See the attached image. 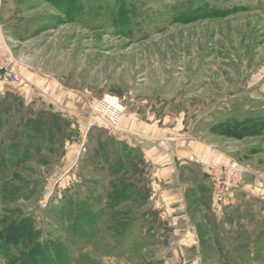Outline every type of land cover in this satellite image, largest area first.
<instances>
[{"label":"rangeland","instance_id":"rangeland-1","mask_svg":"<svg viewBox=\"0 0 264 264\" xmlns=\"http://www.w3.org/2000/svg\"><path fill=\"white\" fill-rule=\"evenodd\" d=\"M0 33L22 80L0 99V264H264V0H0ZM107 95L246 164L243 189L220 211L183 165L186 213L155 205L152 166L93 111Z\"/></svg>","mask_w":264,"mask_h":264},{"label":"crops","instance_id":"crops-1","mask_svg":"<svg viewBox=\"0 0 264 264\" xmlns=\"http://www.w3.org/2000/svg\"><path fill=\"white\" fill-rule=\"evenodd\" d=\"M2 43H4V40L0 36V44ZM8 85L12 86L7 80L0 77V99L9 93ZM47 87L39 91V96L45 99H51V97L54 100L57 99V97H53ZM18 92L26 98L29 94L28 89L19 90ZM54 100H52L53 103ZM124 116L121 124V136L124 143L132 148H138L143 161L153 168L150 173V187L152 193L158 195L155 205L165 206L168 210L173 211L174 209L178 212L184 209L186 213L185 192L191 191L193 188H197L198 191V187L183 183V180L179 179V171L184 167L183 165H189V169H192L190 165H199L202 171L206 173L204 166L212 161L218 162L222 159L221 155L212 152L207 145L189 139L184 132H179V129L170 124L166 126V123L160 127L156 121H145L131 112ZM231 196H227L225 200L215 202V207L220 211L226 209L228 198ZM176 219L178 217H173V223H176ZM191 229L189 233H186L188 234L186 240H192L195 228L192 227ZM195 238H197L196 234Z\"/></svg>","mask_w":264,"mask_h":264},{"label":"built area","instance_id":"built-area-1","mask_svg":"<svg viewBox=\"0 0 264 264\" xmlns=\"http://www.w3.org/2000/svg\"><path fill=\"white\" fill-rule=\"evenodd\" d=\"M0 77H3L12 86H19L22 82L15 67V57L5 46L0 45ZM93 111L112 129H120L125 107L114 96H104L93 104ZM250 169L246 164L235 160L225 162H209L206 165V174L209 179L212 193L217 201H222L239 187Z\"/></svg>","mask_w":264,"mask_h":264},{"label":"trees","instance_id":"trees-1","mask_svg":"<svg viewBox=\"0 0 264 264\" xmlns=\"http://www.w3.org/2000/svg\"><path fill=\"white\" fill-rule=\"evenodd\" d=\"M1 117V116H0ZM1 120V118H0ZM55 120L57 121L56 118L53 119V123L55 122ZM29 123L26 124V128L28 130L29 128V131H31V133H38L40 132V134H44L45 135V132L46 135H51L50 133L53 132L54 128L59 132L60 131V128L57 129V125H53L52 123H50L49 125H45L43 123H38L36 121H28ZM55 124V123H54ZM263 124V123H262ZM238 128L235 126V125H226L224 126L222 129H221V134L226 136V137H241V133L240 132H237Z\"/></svg>","mask_w":264,"mask_h":264}]
</instances>
